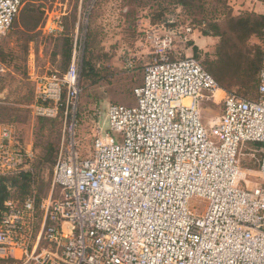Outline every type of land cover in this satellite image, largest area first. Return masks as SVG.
<instances>
[{"label": "built area", "instance_id": "built-area-1", "mask_svg": "<svg viewBox=\"0 0 264 264\" xmlns=\"http://www.w3.org/2000/svg\"><path fill=\"white\" fill-rule=\"evenodd\" d=\"M23 0H0V36ZM46 22L45 27H48ZM51 31H62L57 21ZM127 66L132 67L128 60ZM221 89L200 61L162 49L142 68L135 103H110L88 154L74 137L61 148L52 185L59 195L0 213V259L19 264H264V155L258 182L242 184L245 144L264 143V48L257 96L225 93L209 131L202 104ZM37 116L75 107L73 60L37 83ZM64 95V96H63ZM208 130V131H207ZM210 137H208V134ZM263 150L249 149L252 158ZM34 153L14 125L0 126V175L29 170ZM198 198L202 204H190ZM39 215L42 217L38 224Z\"/></svg>", "mask_w": 264, "mask_h": 264}, {"label": "rangeland", "instance_id": "rangeland-1", "mask_svg": "<svg viewBox=\"0 0 264 264\" xmlns=\"http://www.w3.org/2000/svg\"><path fill=\"white\" fill-rule=\"evenodd\" d=\"M236 0H226L221 11L232 15L255 12L264 15V0L259 9L244 7ZM40 17L35 28L30 27ZM223 15L219 22L225 29ZM48 27H45L46 22ZM59 21L62 31H51ZM203 26L169 0H24L11 27L0 36V118L14 123L20 139L32 147L34 157L29 168L32 177L29 190L42 202L59 195L52 185V173L59 152L71 137L78 141L82 154L91 149L97 128L106 127V107L110 103L133 105V88L140 84L142 68L158 51L165 49L175 57L191 56L207 68L206 60L215 57L221 38L202 34ZM71 42L70 52L65 39ZM236 43L250 51H262L264 36L250 35L247 42ZM194 48H197L195 56ZM89 59L91 73L83 72ZM80 71L78 103L67 113L60 108L54 117L37 116V83L51 72H65L72 61ZM128 60L132 68L127 66ZM229 81L234 82L235 79ZM215 92L214 101L202 104V117L210 131L222 112L225 93L254 98L253 89L232 84ZM64 96V95H63ZM207 130V131H208ZM208 134V133H207ZM208 137L209 134H208ZM252 149H264V143H249ZM258 147V148H255ZM245 150L240 165L245 169L244 186L252 188L259 180L257 159ZM17 193L13 199H21ZM202 204L192 198L190 204ZM0 264H19L5 261Z\"/></svg>", "mask_w": 264, "mask_h": 264}, {"label": "trees", "instance_id": "trees-1", "mask_svg": "<svg viewBox=\"0 0 264 264\" xmlns=\"http://www.w3.org/2000/svg\"><path fill=\"white\" fill-rule=\"evenodd\" d=\"M169 1L181 7L185 14H188L197 24L203 26V35H215L221 38V43L216 47L215 57L206 60L207 68L202 65L216 79L219 86L227 88L228 86H233L232 84H238L242 88L253 89L255 92L254 98H256L258 72L263 49L260 51L257 47L255 55L251 57L250 51L246 48L245 50L241 49V46L236 42L240 41L244 44L250 35L264 36V15L248 12L240 16L232 15L230 11H221V6L223 8L227 6L226 0ZM220 15L224 16L222 21H225V29L221 22L218 21ZM39 20L40 17H36L30 27L35 28ZM65 44L70 52L71 42L68 38L65 39ZM194 51L195 56H197V48H194ZM170 56L172 58H181ZM90 65L89 59H85L83 62V72L85 74L91 73L92 67ZM230 79H235L236 81L231 82L229 81ZM257 153L264 155V149ZM31 177L30 171L0 175V213L6 200L11 199L17 204H21L27 197L32 195V192L28 191ZM18 192L21 193V199H13ZM1 260L12 261V259Z\"/></svg>", "mask_w": 264, "mask_h": 264}, {"label": "crops", "instance_id": "crops-1", "mask_svg": "<svg viewBox=\"0 0 264 264\" xmlns=\"http://www.w3.org/2000/svg\"><path fill=\"white\" fill-rule=\"evenodd\" d=\"M236 3H238V4L241 3V0H236ZM242 4L244 5V7H248V5L249 6H252L255 11L257 9H259V1L258 0H245V1L242 2ZM219 90H222V89H219ZM6 124L14 125L15 128H16V130H17V132H18V134H19V131H18V129H17V127H16V125L14 123H12V122L11 123L10 122L9 123H4L3 120H1V118H0V126L6 125ZM250 148L251 147L246 146V144H245V148H244L245 150H248L249 151ZM255 148H258V147H255ZM41 219H42V217H41V215H39V220H38V224L37 225H41V222H42Z\"/></svg>", "mask_w": 264, "mask_h": 264}, {"label": "water", "instance_id": "water-1", "mask_svg": "<svg viewBox=\"0 0 264 264\" xmlns=\"http://www.w3.org/2000/svg\"><path fill=\"white\" fill-rule=\"evenodd\" d=\"M263 230H264V228H263Z\"/></svg>", "mask_w": 264, "mask_h": 264}]
</instances>
